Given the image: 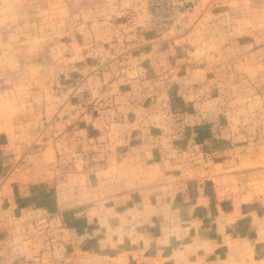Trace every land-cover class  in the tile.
Returning <instances> with one entry per match:
<instances>
[{"label":"rangeland","instance_id":"1","mask_svg":"<svg viewBox=\"0 0 264 264\" xmlns=\"http://www.w3.org/2000/svg\"><path fill=\"white\" fill-rule=\"evenodd\" d=\"M182 235L264 264V0H0V264Z\"/></svg>","mask_w":264,"mask_h":264},{"label":"crops","instance_id":"2","mask_svg":"<svg viewBox=\"0 0 264 264\" xmlns=\"http://www.w3.org/2000/svg\"><path fill=\"white\" fill-rule=\"evenodd\" d=\"M193 230L194 229H191V231ZM197 232H199V230ZM183 237L184 235H182L180 238L181 244H185L182 246H180L177 243L179 239L174 240L173 238H170V241L168 242V244L166 243L167 245L165 244L164 246H162V249H161L162 255L159 256V259L160 260L168 259L172 255V253L178 254L177 252L183 248L181 251H179V253L180 252L182 253L181 254L182 259L180 260L179 263L177 262L176 264H196V244L207 243L206 241H209L210 245H213L211 243V239L209 238H204V237L201 238V236L196 238V235H192V237H184V238ZM189 247H191V251L190 253H187L185 249ZM168 251H170L169 254H168ZM184 257H188V259Z\"/></svg>","mask_w":264,"mask_h":264}]
</instances>
